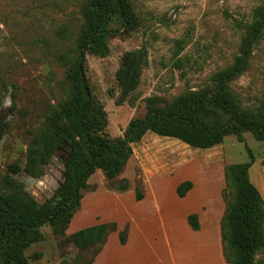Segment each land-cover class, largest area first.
Wrapping results in <instances>:
<instances>
[{
  "label": "rangeland",
  "instance_id": "1",
  "mask_svg": "<svg viewBox=\"0 0 264 264\" xmlns=\"http://www.w3.org/2000/svg\"><path fill=\"white\" fill-rule=\"evenodd\" d=\"M130 2L139 24L129 32L108 35L105 53L85 54L87 81L103 107L107 119L104 131L110 137L121 136L131 118L144 115L146 97L156 95L170 101L185 89L204 86L215 71L229 65L252 8L264 0ZM84 4L85 0H0V113L10 107L5 105L6 100L14 103L12 110H6L0 139V192L11 190L6 182L10 177L43 204L53 198L59 186L66 158L63 150L51 156L40 177L23 170L12 171L9 165L23 168L31 132L44 122L47 111L66 97V65L59 56L70 48L85 22ZM108 26L120 30L119 18H110ZM180 38L185 39V46L176 64L175 42ZM143 45L146 57L139 82L121 102L116 81L121 56ZM230 85L244 106L263 99L264 31L254 46L249 66ZM242 137L239 141L235 134H229L209 148H196L147 131L131 144L132 154L116 177L108 179L97 169L87 178L80 207L65 235L113 221L117 230L109 234L98 264L166 262L168 254L160 234L171 210H198L202 217L214 219L220 211L223 216L228 199L222 194L226 191L224 166L250 161L246 147L253 156L250 180L264 199V141L257 140L250 131H244ZM124 179L128 187L119 189ZM185 180L192 182L187 191L192 194L182 202L176 187ZM135 192L142 197L135 199ZM202 205L205 208L200 211ZM130 225L141 228L152 242V250L139 245L135 253L121 252L118 232ZM39 229L42 239L25 250L30 264H91L90 260L95 259L96 247L81 250L64 236L54 234L47 223ZM204 238L209 239L210 253L215 249L214 239L205 231ZM185 242L191 244V240Z\"/></svg>",
  "mask_w": 264,
  "mask_h": 264
},
{
  "label": "trees",
  "instance_id": "2",
  "mask_svg": "<svg viewBox=\"0 0 264 264\" xmlns=\"http://www.w3.org/2000/svg\"><path fill=\"white\" fill-rule=\"evenodd\" d=\"M83 14V26L70 48L59 56L66 65V97L50 108L44 122L31 132L23 168L19 164L9 165L12 171L23 170L32 177H40L51 156L63 150L66 158L62 179L53 198L43 204L20 189L18 181L6 179L11 190L0 192V264H30L25 250L42 239L39 228L46 223L54 234L64 236L81 250L96 247L95 256L108 235L117 230V224L100 222L65 235L67 226L80 207L87 178L97 169L108 179L116 177L132 154L131 144L147 131L177 138L196 148H209L229 134L243 141L244 131L264 141V94L258 104L244 106L230 85L249 66L254 46L264 31V3L252 8L229 65L215 71L204 86L185 89L170 101L156 95L146 97L144 115L131 118L123 134L117 137L104 131L107 119L102 105L91 93L85 54L105 53L108 35L129 32L139 24V19L130 0H85ZM115 15L120 30L108 26V20ZM184 42V38L176 40L175 57L184 48ZM145 57L144 45L121 56L116 72L119 101H124L137 87ZM178 62L177 57L175 63ZM13 107L14 103L9 108ZM246 150L250 161L224 166L226 191L222 194H227L228 199L220 234L227 264H264V199L250 180L253 156L248 147ZM127 187L125 179L118 184L119 189ZM191 187L192 182L185 180L177 185L176 192L182 197ZM135 196L140 199L142 194L135 192ZM187 221L191 228H199L196 213L189 214ZM118 236L125 243L127 228L120 230Z\"/></svg>",
  "mask_w": 264,
  "mask_h": 264
},
{
  "label": "crops",
  "instance_id": "3",
  "mask_svg": "<svg viewBox=\"0 0 264 264\" xmlns=\"http://www.w3.org/2000/svg\"><path fill=\"white\" fill-rule=\"evenodd\" d=\"M120 193H118L117 195H119ZM191 194L192 193L187 192L184 196L179 197L180 201H187L189 198H191ZM199 208L201 211L205 207L202 205ZM191 212L197 213L199 222L198 229L191 228L187 221V216ZM221 216L222 212L220 213V211L214 219L213 216L207 218L202 217L201 213H199L198 210H171L169 216L167 217L166 223H164L163 231L160 234V238L163 240V243L166 246L168 260L166 262L162 261L160 264H227L224 261L222 254L220 234ZM125 227H123L122 229H124ZM204 231L208 232L211 238L214 239L215 245H213L215 249H212L213 251L210 250V253L208 248H210L211 244L209 243V239L208 241H206V239L204 238ZM117 238L120 245V250L123 254H131L137 252V248L139 245H146L148 248H150V250L153 249L152 242L147 239V236L141 232V228L138 226L136 227L134 225H130V227L127 228V238L125 243H121L119 241V236ZM186 239L188 241L191 240L190 245L189 243L185 242ZM106 241L102 245L101 250L95 255V259L92 260L91 264H98V261L100 260L106 249ZM206 261L208 262L206 263ZM134 264L149 263H138L135 260Z\"/></svg>",
  "mask_w": 264,
  "mask_h": 264
},
{
  "label": "water",
  "instance_id": "4",
  "mask_svg": "<svg viewBox=\"0 0 264 264\" xmlns=\"http://www.w3.org/2000/svg\"><path fill=\"white\" fill-rule=\"evenodd\" d=\"M8 109H4L0 113V139H1L2 135H3V133H4V129H5L4 119H5V116H6V110L8 111Z\"/></svg>",
  "mask_w": 264,
  "mask_h": 264
},
{
  "label": "clouds",
  "instance_id": "5",
  "mask_svg": "<svg viewBox=\"0 0 264 264\" xmlns=\"http://www.w3.org/2000/svg\"><path fill=\"white\" fill-rule=\"evenodd\" d=\"M10 104H11V101H10V100H6V101H5V105H6V106H10Z\"/></svg>",
  "mask_w": 264,
  "mask_h": 264
}]
</instances>
